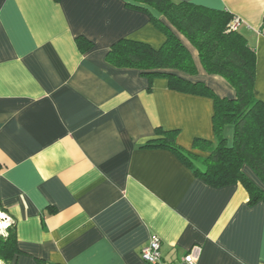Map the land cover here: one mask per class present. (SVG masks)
Here are the masks:
<instances>
[{
	"label": "crops",
	"instance_id": "crops-1",
	"mask_svg": "<svg viewBox=\"0 0 264 264\" xmlns=\"http://www.w3.org/2000/svg\"><path fill=\"white\" fill-rule=\"evenodd\" d=\"M186 1L238 17L256 54L254 93L264 101V0ZM129 3L0 0V224L15 230L11 264H149L140 251L152 236L159 264L189 251L197 264H264V202L250 203L241 183L212 186L171 150L146 146L175 129L178 145L207 155L193 143L215 144L213 100L106 60L121 38L156 49L165 40L150 14L163 16ZM171 28L196 66L177 74L234 97ZM233 133L226 124L229 144Z\"/></svg>",
	"mask_w": 264,
	"mask_h": 264
},
{
	"label": "trees",
	"instance_id": "trees-1",
	"mask_svg": "<svg viewBox=\"0 0 264 264\" xmlns=\"http://www.w3.org/2000/svg\"><path fill=\"white\" fill-rule=\"evenodd\" d=\"M129 4L145 9L150 6L160 13L164 20L153 14L150 18L165 34V40L156 49L141 40L121 38L111 45L106 60L114 66L137 68L146 75H165L171 89L213 100L215 144L203 139H195L193 143L194 148L207 150V155L200 156L178 145L175 129L162 130L149 139L146 146L171 150L212 186L241 183L249 194L250 203L264 202V101L254 93L256 54L244 34L231 27V13L186 0H130ZM171 27L196 48L206 72L222 76L234 87V97L219 96L205 83L177 74L181 71L193 75L196 66ZM76 42L81 50L91 44L79 36ZM226 124L234 126L231 144L223 134ZM246 166L262 185L246 174ZM5 229V234L0 232V262L11 264L17 251L15 230L11 225Z\"/></svg>",
	"mask_w": 264,
	"mask_h": 264
},
{
	"label": "built area",
	"instance_id": "built-area-1",
	"mask_svg": "<svg viewBox=\"0 0 264 264\" xmlns=\"http://www.w3.org/2000/svg\"><path fill=\"white\" fill-rule=\"evenodd\" d=\"M238 17L231 20V27L236 28ZM142 259L149 264H159L161 260L160 254V239L157 236H152L148 243L144 245L140 251ZM175 264H197V260L192 252L184 253Z\"/></svg>",
	"mask_w": 264,
	"mask_h": 264
},
{
	"label": "rangeland",
	"instance_id": "rangeland-1",
	"mask_svg": "<svg viewBox=\"0 0 264 264\" xmlns=\"http://www.w3.org/2000/svg\"><path fill=\"white\" fill-rule=\"evenodd\" d=\"M0 232H1L2 234H5V233H6V229H5V227L1 226V224H0ZM0 264H2V262H0Z\"/></svg>",
	"mask_w": 264,
	"mask_h": 264
}]
</instances>
